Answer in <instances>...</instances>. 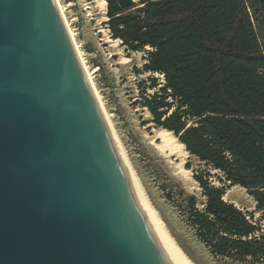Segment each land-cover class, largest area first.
<instances>
[{"label": "water", "instance_id": "95a60500", "mask_svg": "<svg viewBox=\"0 0 264 264\" xmlns=\"http://www.w3.org/2000/svg\"><path fill=\"white\" fill-rule=\"evenodd\" d=\"M50 0H0V264H173Z\"/></svg>", "mask_w": 264, "mask_h": 264}, {"label": "trees", "instance_id": "16d2710c", "mask_svg": "<svg viewBox=\"0 0 264 264\" xmlns=\"http://www.w3.org/2000/svg\"><path fill=\"white\" fill-rule=\"evenodd\" d=\"M111 36L143 51V98L158 127L221 181L238 185L264 216V0H105ZM203 201L188 197L187 224L212 255L264 260L253 214L224 199L225 187L194 175Z\"/></svg>", "mask_w": 264, "mask_h": 264}, {"label": "rangeland", "instance_id": "374dc122", "mask_svg": "<svg viewBox=\"0 0 264 264\" xmlns=\"http://www.w3.org/2000/svg\"><path fill=\"white\" fill-rule=\"evenodd\" d=\"M56 1L62 8L76 47L127 159L149 203L174 242L194 264H264L263 259L247 262L212 255L187 224L184 211L188 197H196L198 208L203 201L201 188L194 179V175H199L215 186H224V199L252 213V220L260 228L259 233L264 235V216L255 208V201L244 188L223 183L220 172L210 169L189 153L184 155L183 166L190 172L184 179L178 178L172 174L167 161L144 142L141 132H149L158 126L142 101L161 86L150 88L148 77L154 75L159 82L162 81L159 74L143 70L144 56L149 48L130 51L113 38L100 0ZM179 161L173 160L174 163Z\"/></svg>", "mask_w": 264, "mask_h": 264}, {"label": "bare ground", "instance_id": "6f19581e", "mask_svg": "<svg viewBox=\"0 0 264 264\" xmlns=\"http://www.w3.org/2000/svg\"><path fill=\"white\" fill-rule=\"evenodd\" d=\"M55 11L57 18L60 21V25L62 27L63 33L66 37V40L69 44L71 52L75 58L79 71L84 78L86 83V87L88 92L95 104V109L98 113V116L101 120V123L118 155V158L134 188V191L140 201L145 217L147 218L149 224L157 235L159 241L161 242L163 248L168 254L170 260L173 264H194L178 247V245L174 242V239L169 235L167 230L165 229L163 223L157 216L156 212L153 210L151 204L148 201L147 196L144 193V190L132 168L130 165L127 156L122 148V145L117 138L114 129L108 119V116L104 112V108L102 106V102L99 99L96 88L91 79L90 72L87 71V68L84 64L80 51H78L76 44L74 42L73 34L68 28V24L66 19L64 18V14L62 8L57 3L56 0H50ZM103 9L106 10V1L100 0ZM150 127V126H149ZM142 136L144 142L154 151L156 154L164 158L169 168L172 170V174L178 178L184 179V177L188 176V171L183 166L184 155L188 153L185 149L184 144L181 143L176 136L169 131L168 129L162 127H152L149 132L142 131ZM179 159L178 163H174L173 160Z\"/></svg>", "mask_w": 264, "mask_h": 264}]
</instances>
